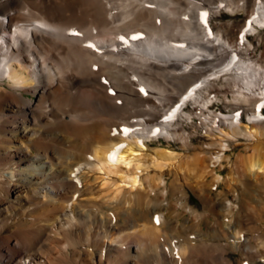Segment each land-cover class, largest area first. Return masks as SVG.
<instances>
[{
    "label": "bare ground",
    "instance_id": "6f19581e",
    "mask_svg": "<svg viewBox=\"0 0 264 264\" xmlns=\"http://www.w3.org/2000/svg\"><path fill=\"white\" fill-rule=\"evenodd\" d=\"M237 10L244 20L220 16ZM261 28L264 0H0V264H234L233 223L205 227L182 184L166 183L178 151L147 140L186 142L193 104L210 137L198 177L247 184L253 200L264 185ZM213 97L237 119L211 110ZM240 137L253 151L224 175L213 165Z\"/></svg>",
    "mask_w": 264,
    "mask_h": 264
},
{
    "label": "rangeland",
    "instance_id": "374dc122",
    "mask_svg": "<svg viewBox=\"0 0 264 264\" xmlns=\"http://www.w3.org/2000/svg\"><path fill=\"white\" fill-rule=\"evenodd\" d=\"M175 16H177L176 18H178V17L183 18L184 15L182 13L178 12L177 14H175ZM220 16L222 18H228V17L233 16V17H237V18L243 19V20L246 18V15L244 14V12L242 10H237V11H233V12L232 11L231 12L230 11L229 12L223 11L220 14ZM261 29H262V31H264V28H261ZM135 31L139 32V33L141 32L140 33L141 35H144L146 33L143 29L141 31V29L139 28L137 30L135 29L133 31H130L129 34H134ZM174 32H176V31H174ZM170 36H172V37H169V38H171L173 41H179V40L180 41L181 40L186 41L188 39V41L190 40L189 42H192L191 39L186 38V36H183L179 33H177V34L175 33L174 35L171 34ZM254 42H257V40L254 39ZM257 48L258 49L264 48L263 40H260L257 43ZM167 85L168 86L170 85V88H172L171 83L168 84V82H167ZM211 93H213V92H211ZM213 95L214 96L218 95L219 97L222 98V95H220V94L215 93ZM231 97H232L231 94H229L228 98H231ZM123 99H124L123 102H125V98H123ZM192 106H193V104H192ZM192 106L188 105L185 108L186 111H188L192 114L191 118H192V121L194 123V126L191 124V122L183 124V127H184V129H186L185 131L188 134V135H185L188 137V139H187V137L185 138V140L187 139V141H186L187 143L184 141V139H181L180 137L173 138L171 140H167L164 138H159V140L149 139V140H147V142H148L149 146L152 148H157V146L158 147H168V148H173L176 151H178V154H177L178 156L175 155L172 159L171 158L167 159V164L164 167V169H165L164 171H166L164 174L165 179H166V183H167V185H171V184H173V181L176 180L182 184L183 188H185V191L187 192L188 202L192 206H194L198 209V211L200 212V216L202 217L203 225L205 227L210 226L211 224H213V222H216V219L218 220L217 222L219 225H225V223L227 224L230 222L233 223V225L235 226V229L237 230L236 231L237 236L235 234L234 235L239 239V242L233 243L234 247H233V245H231L230 248L227 249V253H228L229 257L232 258L234 264H245L246 261H251L253 264H264V263H262V260L260 259L261 255H264V221H263V219H261L262 215H260V212H261L260 208H262V206L264 205V185L256 186V188L253 189L254 191L253 190L251 191V193H254L253 194L254 195V198H253L254 203H253V200H249L244 195L249 188L251 189V186L249 187V185H247V184H244V185L243 184H239V185L237 184V186L234 185L233 187H228L224 181H220L218 184H213V174L212 173H207V175L205 176L206 177L205 179H201L198 177L200 172L203 169V164L204 163L206 164V162H207V164L209 163V159H207L205 157H208L207 156L208 151H206V148H207L206 145L209 144L210 137L205 135L203 130L199 126L201 123V120L199 117H197L196 115L193 114V113H196L197 110H194ZM209 108L213 111H221V112L228 113V114H234V112L237 113V110H232V108L230 106H228L226 103H223L220 99L218 100L217 98H214V97H213V100H212ZM263 111H264V108H263ZM244 117H245V115H243V118ZM233 118H234V120H236L237 116L234 115ZM244 120H247V118ZM249 141L250 140L245 139V138L243 139L242 137H240L238 140H230L229 141L230 142V149H227L226 153H225V156L227 155V159H225V157H224V159L221 162V164H223L222 165L223 167L221 166V164H219L221 167L219 165H217L216 170L221 172L222 174L226 175L229 172V169L232 167V165L239 162L240 157H242V159H240V161H241L247 155H249V153H251L253 151L252 145ZM143 149L140 150L142 152L144 151L143 153H141L138 150V152L140 154H142V156L141 155L138 156V160H140L139 162H141V163L143 162L145 165H148V163L149 164L153 163L156 160L154 158L153 159L151 158V157L156 156L154 151L152 150L151 151L152 155H150V150H151L150 148L146 149V147H145ZM202 150H204V151H202ZM144 153H146V154H144ZM195 153H197V154H195ZM154 154H155V156H154ZM193 155H194V159L192 157ZM196 155L201 157V161H199V159H197V157H195ZM202 155L204 156V159H203ZM140 156L142 158H140ZM228 156H229V158H228ZM169 160H171V161L169 162ZM191 160L192 161L194 160V162L197 163V165H195V163L192 162ZM188 162H190L191 164H189ZM144 164H143V166H144ZM191 169H193V170H191ZM231 170H232L231 173L233 172L232 174H234L236 176L239 175V169L238 168H233V169L231 168ZM193 171H196V172H193ZM174 172L176 174H174ZM186 173H187V175H186ZM194 173H195V175H193ZM178 175H179V177H178ZM182 175L184 178L182 177ZM181 179H182V181H181ZM197 182H198V184H200L199 186H197L198 185ZM122 183H124V182H122ZM96 185H97V183H96ZM126 185L127 184H125V186ZM241 186H244V187H241ZM234 187H235L236 193H237L236 196H234V193H233ZM242 189L244 190V193H243ZM198 191H201L202 193L209 192V194L211 196L210 201L214 202V204L216 206V210L220 208L219 209L220 212H219V210H217L215 212V215L208 216L206 211H205L206 210V203L202 200V198H200V196H198L199 195V194H197V193H199ZM201 192H200V195H203ZM258 193H261L260 197H259ZM225 197H227V198H225ZM246 198H247V200H246ZM259 198H260V200H259ZM227 199H230V200L233 199L232 201L236 203V205L233 207L234 209L232 208L230 210L231 214L228 212L229 216H228V213L225 214V212L222 211V209L220 207V204L224 200H227ZM248 202H249V204L250 203L251 204L249 205ZM258 202L260 203V205ZM261 203H262V206H261ZM224 216H225V219H224ZM207 218L210 221H208ZM222 220H223V222H222ZM229 230L232 233V230L231 229H229ZM170 235H173V234H170Z\"/></svg>",
    "mask_w": 264,
    "mask_h": 264
},
{
    "label": "snow or ice",
    "instance_id": "6c2138e0",
    "mask_svg": "<svg viewBox=\"0 0 264 264\" xmlns=\"http://www.w3.org/2000/svg\"><path fill=\"white\" fill-rule=\"evenodd\" d=\"M119 147H123V145L119 146Z\"/></svg>",
    "mask_w": 264,
    "mask_h": 264
}]
</instances>
